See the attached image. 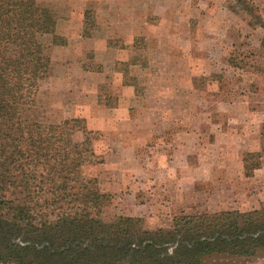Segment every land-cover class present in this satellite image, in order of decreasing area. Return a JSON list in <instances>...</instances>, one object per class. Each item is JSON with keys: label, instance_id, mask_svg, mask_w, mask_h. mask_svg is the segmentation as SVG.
I'll use <instances>...</instances> for the list:
<instances>
[{"label": "rangeland", "instance_id": "rangeland-1", "mask_svg": "<svg viewBox=\"0 0 264 264\" xmlns=\"http://www.w3.org/2000/svg\"><path fill=\"white\" fill-rule=\"evenodd\" d=\"M36 2L56 12L65 44L42 37L53 67L26 103L47 120L83 119L95 133L103 163L85 166L82 175L111 197L103 218L138 217L147 230L167 231L180 213L264 206V156L261 173L250 177L242 162L264 150V0L153 1L162 17H149L144 34L133 36L127 62L93 44L108 21H97L91 9L81 17L67 12L71 0ZM197 25L225 28L196 34ZM173 134L188 137L191 147L169 145ZM203 264H264V250L253 258L215 255Z\"/></svg>", "mask_w": 264, "mask_h": 264}, {"label": "trees", "instance_id": "trees-1", "mask_svg": "<svg viewBox=\"0 0 264 264\" xmlns=\"http://www.w3.org/2000/svg\"><path fill=\"white\" fill-rule=\"evenodd\" d=\"M56 24V12L36 0H0V264H203L264 250V206L180 213L167 231L102 217L111 197L82 175L103 163L95 133L83 119L47 120L26 103L53 67L42 37L65 44ZM263 156L243 155L245 177Z\"/></svg>", "mask_w": 264, "mask_h": 264}, {"label": "crops", "instance_id": "crops-1", "mask_svg": "<svg viewBox=\"0 0 264 264\" xmlns=\"http://www.w3.org/2000/svg\"><path fill=\"white\" fill-rule=\"evenodd\" d=\"M153 1L156 2V0H71V2L75 3V6L71 5L72 8L67 12H69V14L72 15L73 11L75 12L76 10H79V13L81 12L80 16L84 17L86 16L87 9H91L92 11H94V17L95 19H97V21H101V20L105 22L108 21L106 23L108 27H105L101 31H98L97 37L95 35V37H92L91 40L94 45L100 46L101 48H103V50H107L110 52L113 51L115 57H117L115 59V62L118 61L119 59L121 61L123 59V61L127 62L131 57L130 50L132 49L133 46V36L136 35L140 36L144 34V32L147 30L149 17H154L157 15L162 17L160 14L162 10H157L156 6L158 3H156V6H154L155 2ZM169 13L170 14H168L167 11H164V14L166 16H170L172 19H180L185 17L184 15L180 16L178 11L173 14L172 12ZM205 17L207 16L205 15ZM192 18L193 19L201 18V16H199V14H195ZM58 21L59 20L57 18L56 29H58ZM160 27H161L160 29L162 30L164 29L162 28V26ZM221 28H225V27L219 26L218 28H215L209 25V26H204V28H202L201 26L197 25L195 26V31L196 34H202V33L218 34L224 31ZM184 30H185L184 34L185 33L188 35L191 34V29L189 25L185 26ZM164 31L167 32V34H170L171 32H176L177 29L174 28V26H172V27H167V29H164ZM109 33H110V37H107L106 35H108ZM55 34L57 35L56 30H55ZM116 40L122 41L120 46H116V42H115ZM109 43L112 44V46H110ZM98 58H100L99 55ZM99 60L102 59L100 58ZM163 64L164 62H161L159 65L164 66ZM158 95L160 94L157 93V96ZM127 99H129V103H131L130 102L131 98L128 97ZM180 128L182 130V127ZM187 135L189 136V134ZM171 137L173 139L170 141L169 145H173L174 147H184L185 145L187 146V148L191 147L189 142L188 143L186 142L185 144V141L188 139V137L186 138L183 135L181 137L180 136L177 137L174 134L171 135ZM261 171H262L261 169L255 170L256 173H261ZM129 217H133V216H129Z\"/></svg>", "mask_w": 264, "mask_h": 264}]
</instances>
